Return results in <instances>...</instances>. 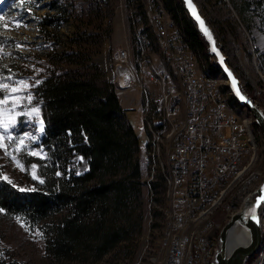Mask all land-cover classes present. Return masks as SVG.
Returning a JSON list of instances; mask_svg holds the SVG:
<instances>
[{"label":"trees","instance_id":"trees-1","mask_svg":"<svg viewBox=\"0 0 264 264\" xmlns=\"http://www.w3.org/2000/svg\"><path fill=\"white\" fill-rule=\"evenodd\" d=\"M39 1L25 0L31 8L39 7ZM18 2L21 0H2L0 16L6 10L12 13V6ZM163 2L189 47L205 56L206 70L213 76L220 75L181 1ZM47 3L52 13L37 19L38 31L46 42L62 51L49 57L46 70L36 77L41 83L31 90L36 97L33 103L40 108L38 116L44 121L40 145L47 157L45 163L37 159L32 166L37 183L32 189L22 190L0 179V209L4 210L0 215L19 218L25 228L38 229L48 254L56 259H72L88 251L99 259L127 239L126 226L115 220L120 210L129 207L130 200L140 194L141 168L135 159L138 139L127 123L113 81L89 61L90 44L100 42L101 35L87 33L86 28L78 32L83 20L87 25L90 22L84 14L77 16L78 0ZM255 4L264 10V0ZM68 23L70 27L75 25L74 33L62 41L59 31ZM224 30L222 26L217 36ZM64 64L69 66L61 67ZM245 88L252 96V89ZM260 100L263 106L264 96ZM232 103L238 107L234 100ZM72 154L87 159V170L81 175L67 171ZM157 187L158 182L151 184L152 189ZM0 264L19 263L0 249Z\"/></svg>","mask_w":264,"mask_h":264},{"label":"rangeland","instance_id":"rangeland-1","mask_svg":"<svg viewBox=\"0 0 264 264\" xmlns=\"http://www.w3.org/2000/svg\"><path fill=\"white\" fill-rule=\"evenodd\" d=\"M161 1L165 5L164 8L167 9L164 0ZM255 1L258 0H195L215 33L218 30L221 31L222 26H225V32L219 33L221 41L217 36L218 42L244 89L246 90L245 86L252 89V96L247 90L246 92L259 105L263 102L260 98L264 96V10L260 7L257 8ZM47 2L49 0H40L37 8H31L28 2H18L17 5L12 6V13H8L6 10V14L1 15L4 19L0 20V70L5 77L14 74V80L25 79L29 84L34 83L36 77L46 70L49 57L54 52L62 51L60 47L54 48L46 42L38 31L37 19L46 13H52ZM78 2L75 11L77 16L84 14L86 15L85 20H90V22L87 25L84 20H81V28L75 30L81 32L86 28L87 33L101 35L100 42L92 41V45L90 44L89 61L105 73V78L113 81L115 92L121 103L120 106L122 105L124 108L127 123L138 139L139 147L135 159L140 163L141 168L140 194L130 200L129 207L120 210L115 220L118 225L126 226L127 239L120 241L99 259H95L93 254L88 251L81 252L72 259L59 260L48 254L45 241L38 229L26 231V228L17 220L0 215V249L10 260H15L19 264H166L168 259L165 257L164 249L172 243L171 234L165 235L164 232L165 214L168 206L165 198L166 181H164L160 166V169L149 171L142 163L141 153L148 141V135L140 114L142 93L138 86L135 87L134 85L122 90L124 88L121 86L123 77H118V72L115 71L113 65V51L118 48L127 49L131 60H134L135 52L131 47L134 41L132 21L141 28L143 41L151 56L155 58L159 55L160 49L154 40L155 34L150 25L151 13L149 12L150 8H147L148 2L147 0H78ZM249 5V9H247ZM25 7L30 8L25 9ZM165 12L167 13V10ZM167 17L181 30L170 12L167 13ZM74 26L62 27L59 31L62 41L73 35ZM190 50L196 56L198 68L202 75L206 76L207 74L211 78L219 76H213L209 69V72L206 70L208 62L204 55L191 48ZM209 57L210 60L213 59L211 56ZM153 62L154 60L146 61V71L147 64L151 65ZM66 66L69 65L64 64L61 67L66 68ZM35 69H43V71L37 73ZM203 69L206 70L204 73ZM144 72L145 70H143ZM143 73L140 74V78ZM29 77L33 79L28 80ZM146 77L143 78V83L147 82ZM224 82L225 84L221 88L229 91L225 80ZM6 83L8 88L4 90L2 95H8L14 87L11 81H6ZM31 90L32 88L27 91ZM228 98H232L230 91ZM15 102V100H10L6 102V105ZM259 106L264 110V105ZM233 107L236 108L234 111L237 112L230 109L233 113L240 117L247 114L253 123V117L245 109L235 107L234 104ZM20 112L21 109L17 108L9 114L5 108V123L11 124L15 119L25 121L18 125L16 132L21 135L26 132L35 134L39 138L38 141L34 144L31 141H26V143L37 153H40L42 149L44 158L42 159L40 155H29L25 151L22 155L26 170L22 171L16 163L4 155V150L0 149V165L3 166L0 167V173L2 177L6 176L19 189L27 190L37 185L32 166L35 165L37 159L40 160V163H45L47 156L40 145L42 135L39 132V121L41 119L38 114L30 118L28 115L20 116ZM254 129L258 130L256 126ZM0 131L3 130L0 129ZM258 132L261 139L260 131L258 130ZM6 136L7 134H5V143L7 144ZM16 146L12 145L8 150L12 152ZM87 167L86 158L79 154H72L67 171L81 175L87 170ZM153 182H158V187L155 189L151 188ZM227 220L220 221L219 230ZM166 237H168L167 240ZM260 250L259 248L258 252ZM255 256L248 264H255Z\"/></svg>","mask_w":264,"mask_h":264},{"label":"built area","instance_id":"built-area-1","mask_svg":"<svg viewBox=\"0 0 264 264\" xmlns=\"http://www.w3.org/2000/svg\"><path fill=\"white\" fill-rule=\"evenodd\" d=\"M147 2L155 28L162 36L166 60L176 62V68L183 76V93H175V85L164 76L161 61L154 59L146 49L141 28L133 21L134 41L131 47L135 52L134 60H131L127 49L118 48L113 51V65L118 77L124 78L122 90L132 85L140 89L142 123L151 122L156 135L163 126L177 125L178 128L177 141H172L164 150L168 160L164 181H168L171 202L168 231L173 235L172 253H169L166 264H211L217 249L220 221L230 218L240 207L243 196L253 188L255 181L260 183L264 177V164H260L255 178L246 182L241 192H235L234 202L216 209V215L209 224L187 226L192 210L205 209L207 199H213L214 189L222 177H228L239 162L245 161L248 141L242 138L237 120L217 101L211 80L201 77L192 55H189L184 42L177 38L168 17L159 13L149 0ZM147 60H154L155 71H146ZM141 73L143 76L140 78ZM145 76L147 82L143 83ZM180 101L188 102V119H179ZM144 152L146 160V144ZM261 214H264V206ZM190 229H197V242L194 243L193 255H185V239H188ZM255 264L264 263L255 261Z\"/></svg>","mask_w":264,"mask_h":264},{"label":"bare ground","instance_id":"bare-ground-1","mask_svg":"<svg viewBox=\"0 0 264 264\" xmlns=\"http://www.w3.org/2000/svg\"><path fill=\"white\" fill-rule=\"evenodd\" d=\"M151 4H153L159 13L163 14L164 17H167L166 9L164 8V4L161 0H149ZM150 12V10H149ZM151 27L154 31V40L159 46V55L154 59H158L161 61V68L164 72L165 77H169V80L172 85H175V93H183L184 91V80L183 76L180 75L179 69L176 68V62H171V60H166V52L163 51V40L162 36H159L158 28H155L154 17L151 16ZM173 28L176 30L177 38L184 42L186 49H188L189 55H192L193 61L196 63V69L199 70V66L196 61V57L192 53L187 44L186 37L179 29L173 24ZM185 39V41H184ZM117 71V69H115ZM147 71H155V63L148 65ZM200 71V70H199ZM117 73V72H116ZM204 73V71H203ZM201 74V72H200ZM201 77H204L207 80H211L212 88L215 89L217 101L223 105V108L226 113L231 114L234 119L237 120V124L239 125V129L241 130L242 138H244L247 142V151L246 158L244 162H239L238 167L235 171L229 172L228 177H222L221 181L218 182L217 187L214 189L213 199H207L205 209H195L192 210V214L187 219L188 227H197L201 224H209L212 219H214L216 215V209H219L221 206H228V203L234 202L235 192H241V188L245 187L246 182L255 178L256 173L259 171L260 164H263L264 158V150L261 147V139L259 136L258 130H255L253 127V123L250 118L245 114L243 117L236 115L233 112L234 108L232 103V98H228L229 91L224 89L221 86L225 84L222 77L219 75L217 77L211 78V76H206L201 74ZM220 78V79H218ZM122 87H124V78H122ZM224 87V86H223ZM232 96V95H231ZM233 111H231V110ZM237 113V112H236ZM178 115L179 119H188V102L180 101L178 105ZM144 127L146 129L148 135V141L146 145V160H145V152L141 153L142 163L146 167L147 170H155L160 169L161 173L165 177V171H168V160L167 157L164 156V150L168 148V145L172 141H177L178 136V128L177 125L163 126L159 129V135H156L155 130H152L151 122H143ZM260 131V130H259ZM261 134V132H260ZM263 150V151H262ZM163 177V176H162ZM261 179L260 183L262 182ZM259 183V184H260ZM258 183L253 184L251 187H257ZM249 190L243 197H246L249 193H251L254 189ZM165 198L167 200V210L165 214V235L167 233L171 234L172 243L169 247L164 249L165 257L169 260V253H172L173 246V235L172 232H169V209H171V202H169V184L166 181V190H165ZM260 210V209H259ZM260 217V230L262 234V242L260 245V251L258 254H255V261H259V263H264V214H261V210L259 211ZM218 235V234H217ZM168 237H166V240ZM248 237L245 233L240 229H233L228 235L227 248L232 250L233 247L241 244L247 243ZM197 242V229H190L188 232V239H185V255H193L194 253V243ZM253 257V256H252ZM251 257V258H252Z\"/></svg>","mask_w":264,"mask_h":264},{"label":"water","instance_id":"water-1","mask_svg":"<svg viewBox=\"0 0 264 264\" xmlns=\"http://www.w3.org/2000/svg\"><path fill=\"white\" fill-rule=\"evenodd\" d=\"M180 1L187 16L195 26L196 31L203 38L206 44V52L213 58L221 77L226 81V86L233 100L238 107L245 109L253 117L254 125L261 132L262 147L264 150V110L244 89L233 68L229 65L227 56L224 54L222 46L218 42L214 29L201 13L195 0H191L195 9V15H193L192 8L189 7L186 0ZM197 16L199 20L196 18ZM201 20L204 22V28L207 29V34L204 28L201 27ZM233 80L235 81V86L233 85ZM237 92H239V95ZM241 97H244V99H241ZM262 206H264V177L262 182L243 199L240 207L219 230L217 249L213 254L211 264H246L249 258L257 254L262 242L259 217V211ZM233 229H241L248 237V240L247 243L237 245L232 250H229L227 248L228 235Z\"/></svg>","mask_w":264,"mask_h":264},{"label":"snow or ice","instance_id":"snow-or-ice-1","mask_svg":"<svg viewBox=\"0 0 264 264\" xmlns=\"http://www.w3.org/2000/svg\"><path fill=\"white\" fill-rule=\"evenodd\" d=\"M25 0H21V3H24ZM186 3H188L189 7L192 8L193 15H195V9L194 6L191 3V0H186ZM199 20V17H196ZM4 18L0 16V20H3ZM201 27L204 28V22L200 21ZM17 26H19L17 24ZM205 33L207 34V29L204 28ZM10 71V70H9ZM37 73L42 72L43 69H35ZM14 74L9 75L5 77L3 75L2 70H0V129L3 131H0V149L4 150V155L6 157H9L11 161L16 163L18 167L21 168L22 171L26 170L25 165L23 164L24 156L22 155L25 151L29 155H40L43 159L41 149L40 153H37L32 150V147L26 143V141H31L33 144L38 141V137L33 133H23L22 135L16 132V129L20 123H23L25 121H22L20 119H15L11 124L5 123L4 116H5V108H7V112L10 114L11 112L15 111L17 108L21 109V112L19 113L20 116L28 115L30 118L34 117L35 114H38L40 112V108L38 105H34V100L36 97L33 95L31 91H27L30 88H34L37 85L41 83L39 79H36L34 83L29 84L27 80L25 79H19L14 80L13 79ZM33 78L29 77L28 80H32ZM6 81H11L14 87H12L11 91L8 93V95H2L5 89L8 88V84ZM233 85L235 86V81L233 80ZM22 86V87H19ZM239 95V92H237ZM241 99H244V97H241ZM15 100L16 102L11 105H6L7 101ZM39 132L41 135L44 134V121L41 119L39 121ZM5 134H7V144L5 143ZM12 145H17L12 152H10L8 149ZM19 156V158H18ZM0 167H3L0 165ZM35 167V165H33ZM79 174V173H77ZM57 175H60V173H57ZM35 179V176L33 177ZM0 179L8 180L6 176L0 177ZM8 183H12L10 180H8ZM43 183V181H41ZM3 209H0V212H3ZM17 221H19V218H17ZM26 231H30V229L26 228Z\"/></svg>","mask_w":264,"mask_h":264},{"label":"crops","instance_id":"crops-1","mask_svg":"<svg viewBox=\"0 0 264 264\" xmlns=\"http://www.w3.org/2000/svg\"><path fill=\"white\" fill-rule=\"evenodd\" d=\"M120 104H121V103H120ZM121 106H122V105H121ZM122 109H124L123 106H122Z\"/></svg>","mask_w":264,"mask_h":264}]
</instances>
